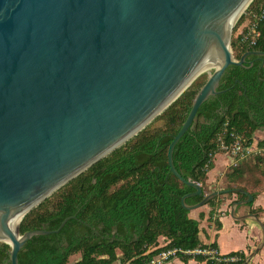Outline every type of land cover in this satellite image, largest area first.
Returning a JSON list of instances; mask_svg holds the SVG:
<instances>
[{
    "label": "water",
    "instance_id": "1",
    "mask_svg": "<svg viewBox=\"0 0 264 264\" xmlns=\"http://www.w3.org/2000/svg\"><path fill=\"white\" fill-rule=\"evenodd\" d=\"M251 0H0V241L9 261L33 235L19 232L30 209L97 160L136 135L206 67H213L167 148L169 170L193 188L180 202L188 211L229 191L202 193L172 163L177 140L230 65L234 24ZM17 220V223L15 221Z\"/></svg>",
    "mask_w": 264,
    "mask_h": 264
},
{
    "label": "trees",
    "instance_id": "2",
    "mask_svg": "<svg viewBox=\"0 0 264 264\" xmlns=\"http://www.w3.org/2000/svg\"><path fill=\"white\" fill-rule=\"evenodd\" d=\"M263 8L264 0H251L237 18L231 38L236 58L249 50L264 52V12L256 21L259 35L253 43L243 41L239 33L246 18L260 14ZM203 82H192L136 135L25 213L19 223L20 233L56 229L64 217H74L56 232L28 239L17 254L18 264H149L167 248H217L215 242L203 243L199 239V221L190 217L180 202L193 188L172 174L167 162L168 145ZM217 90L198 107L190 126L173 147L172 163L177 172L202 188L201 194L186 197V204H193L206 194L207 172L213 167L214 155L222 150L221 145L239 138L244 146H250L253 132L264 129V53L248 54L242 65L228 66ZM255 146V152L227 166L221 188H241L255 197L256 191L245 185L250 179L253 188L261 183L263 157L247 160L264 150V137ZM248 171L259 176H245ZM235 194L236 200L246 198ZM207 205L208 219L219 228L220 222L215 218L218 197L211 198ZM251 213L256 214V210ZM202 216L200 213L199 218ZM9 249L8 244L0 242V264H11ZM73 254H79V258L70 262ZM174 257L203 264H250L243 250L217 258L178 251Z\"/></svg>",
    "mask_w": 264,
    "mask_h": 264
},
{
    "label": "crops",
    "instance_id": "3",
    "mask_svg": "<svg viewBox=\"0 0 264 264\" xmlns=\"http://www.w3.org/2000/svg\"><path fill=\"white\" fill-rule=\"evenodd\" d=\"M226 169V168H225ZM225 169L221 163L217 162L216 159L213 160V167L207 172V177L205 183L207 188L212 190H217L222 187V182L224 181V171ZM222 180V182H221ZM220 184V185H219ZM264 181L253 188L256 191V195L253 198L251 205L239 204L236 206L234 214L236 216H241L248 214L249 210H256V217L263 224L264 227ZM235 201L236 197H232ZM197 212L192 210L189 211V216L199 221V239L203 243L215 242L217 245L218 252L220 254H225L234 250H243L247 255L261 243L262 240V230L259 222L250 216L244 218L232 217L229 213H224V204L215 210V218L220 222L219 228L208 219V214L210 207L205 206ZM202 213V218H199V214ZM237 228L241 235L242 241L240 245L231 246L229 244L232 236H229V230ZM231 234V233H230ZM250 264H264V243L257 249V251L250 257ZM161 264H203L194 259H189L186 262L180 260L178 257H172Z\"/></svg>",
    "mask_w": 264,
    "mask_h": 264
},
{
    "label": "built area",
    "instance_id": "4",
    "mask_svg": "<svg viewBox=\"0 0 264 264\" xmlns=\"http://www.w3.org/2000/svg\"><path fill=\"white\" fill-rule=\"evenodd\" d=\"M244 11L245 9L242 11V13H244ZM263 12H264V8L261 10L260 14L253 13L250 15L249 19L246 18L242 27L239 29V33L243 41H246L247 43L250 44L254 42L256 37H258L259 31L256 29V21L260 16H262ZM242 28H245V30H243ZM221 149L225 150L229 154L230 164H234L238 158H243L251 151H253L251 145L244 146L239 140V138H235V140L229 145L227 144L221 145ZM178 251L188 254H201L213 258H217L220 255L217 248L208 247V246H204V247L198 246L193 249H187V250H181L177 248H167L157 253V255L150 260L149 264H161L162 262L167 261L170 258L174 257Z\"/></svg>",
    "mask_w": 264,
    "mask_h": 264
},
{
    "label": "rangeland",
    "instance_id": "5",
    "mask_svg": "<svg viewBox=\"0 0 264 264\" xmlns=\"http://www.w3.org/2000/svg\"><path fill=\"white\" fill-rule=\"evenodd\" d=\"M233 29H234V27H233ZM232 34H233V31H232ZM232 34H231V38H232ZM235 34V33H234ZM233 54H234V51H233ZM213 70V67H207V68H205V69H203L194 79H193V81L192 82H197V83H200V82H202L203 80H205L206 79V77L211 73V71ZM210 71V72H209ZM191 82V83H192ZM190 83V84H191ZM264 137V129H257V130H255L254 132H253V139H254V141H253V144L251 145L252 146V150H253V152H255V150L257 149L256 148V146H255V142L257 141V140H259V139H261V138H263ZM257 155H260V156H262L263 158L261 159V161H262V166H263V168H264V150H262L261 151V154H256V155H251L249 158H248V162L250 161V162H253V161H255L256 159V156ZM214 159H216V161L219 163H221V165L223 166V168L225 169V168H227V166H229V164H230V156H229V154L225 151V150H220V151H218L215 155H214ZM213 159V160H214ZM254 171V170H253ZM253 171H248V173L246 174L245 173V176H251V175H253V176H259V174L258 173H255V172H253ZM251 173V174H250ZM262 180L264 181V178H261V183H262ZM221 182H222V180H221ZM243 182H245V181H243ZM242 182V183H243ZM251 182H253V179H250L249 180V182H246L247 184L245 185V187L248 189V190H253V186H252V184H251ZM224 181L222 182V185H224ZM244 184V183H243ZM220 185V184H219ZM263 185V184H262ZM264 186V185H263ZM208 192H210V190L207 188V186H206V193H208ZM218 197V202H219V207L222 205V204H224V213L225 214H230V209H231V204H232V202H233V198L232 197H236V194L235 193H232V194H230V195H227L226 193H223V194H220V195H218L217 196ZM207 204H205V205H202V206H200V207H198V208H196V209H193L194 210V212L196 211H198V210H200V209H202V208H206L205 206H206ZM208 206V205H207ZM208 208H209V206H208ZM235 211V210H234ZM190 212H193L192 210H190ZM249 213H251V210H249V212H248V214ZM252 218V217H251ZM212 223H213V221H211ZM214 224V223H213ZM235 228V227H234ZM231 233V234H230ZM229 236H232V238L230 239V241H229V244L231 245V246H237V245H240L241 244V241H242V235H241V233H240V231L237 229V228H235V229H231V231L229 230ZM0 242H2V241H0ZM79 258V254H73V255H71L70 257H69V261L71 262V261H74V260H76V259H78Z\"/></svg>",
    "mask_w": 264,
    "mask_h": 264
},
{
    "label": "bare ground",
    "instance_id": "6",
    "mask_svg": "<svg viewBox=\"0 0 264 264\" xmlns=\"http://www.w3.org/2000/svg\"><path fill=\"white\" fill-rule=\"evenodd\" d=\"M207 68V67H206ZM210 72V71H209ZM17 223V220L15 221V223L14 224H16Z\"/></svg>",
    "mask_w": 264,
    "mask_h": 264
}]
</instances>
